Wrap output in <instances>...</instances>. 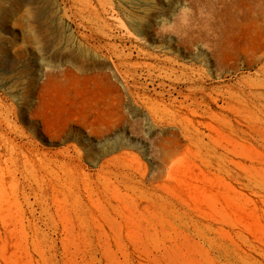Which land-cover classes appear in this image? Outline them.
<instances>
[{
    "label": "rangeland",
    "instance_id": "rangeland-1",
    "mask_svg": "<svg viewBox=\"0 0 264 264\" xmlns=\"http://www.w3.org/2000/svg\"><path fill=\"white\" fill-rule=\"evenodd\" d=\"M109 2L0 0V264H264V0Z\"/></svg>",
    "mask_w": 264,
    "mask_h": 264
},
{
    "label": "bare ground",
    "instance_id": "bare-ground-1",
    "mask_svg": "<svg viewBox=\"0 0 264 264\" xmlns=\"http://www.w3.org/2000/svg\"><path fill=\"white\" fill-rule=\"evenodd\" d=\"M101 1H103V4H106V5H109V7H112V6H111L112 2H111V4H110L109 0H101ZM97 2H98V1H97ZM105 7H106V6H105ZM111 10H113V7H112ZM113 12H114V11H112V13H113ZM110 13H111V11H110ZM259 226L261 227V224H260ZM258 230H261V229L259 228ZM262 231H264V230H262ZM257 239H258V241H259L260 243L264 244V235H263V234H259L258 237H257ZM260 246H261V245H260ZM261 248H263V247L261 246Z\"/></svg>",
    "mask_w": 264,
    "mask_h": 264
},
{
    "label": "clouds",
    "instance_id": "clouds-1",
    "mask_svg": "<svg viewBox=\"0 0 264 264\" xmlns=\"http://www.w3.org/2000/svg\"><path fill=\"white\" fill-rule=\"evenodd\" d=\"M185 10L181 9V13L183 14ZM167 24V18H161V26H162V30L164 28V25ZM170 26V25H169Z\"/></svg>",
    "mask_w": 264,
    "mask_h": 264
}]
</instances>
